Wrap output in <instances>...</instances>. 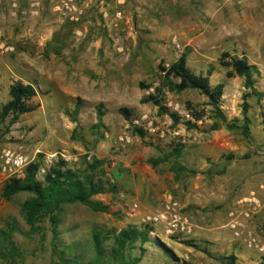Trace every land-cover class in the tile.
Instances as JSON below:
<instances>
[{"label":"rangeland","instance_id":"obj_1","mask_svg":"<svg viewBox=\"0 0 264 264\" xmlns=\"http://www.w3.org/2000/svg\"><path fill=\"white\" fill-rule=\"evenodd\" d=\"M184 51L195 73L206 75L213 68L211 85L225 83L221 108L229 120L241 119L248 92L244 77L229 76L232 68L221 65L220 57L225 51L247 55L256 67L255 86L264 91V0H0V111L15 81L37 88L30 101L35 110L10 126L11 117L0 122V228L16 224L13 239L23 254L13 263L0 258V264H60L50 222H43V232L32 233L22 215L21 203L30 194L1 196L12 177L4 169L9 149L36 159L43 153L42 164L49 153H80L79 161L68 165L83 173L92 162L84 154L106 160L96 177L113 190L96 198L110 210L68 204L58 226L63 240L83 248V264L93 256L95 231L108 237L104 246L110 249L114 233L129 225L144 228L142 215L163 212L169 200L181 207L192 231L172 234L167 221L151 224V236L174 258L148 242L138 264H227L222 257L231 254L236 264H261L264 97L248 98L249 137L228 130L222 121L213 130L207 96L163 86L160 64L170 65ZM150 95L161 98L167 112L144 101ZM121 108L130 111L129 119ZM193 109L206 115L197 121ZM172 112L180 115L178 123ZM145 113L164 135L131 131V120ZM188 120L198 127H187ZM122 136L128 139L121 141ZM176 147H182L179 156L173 154ZM230 153L238 157L229 160ZM163 155L168 159L157 167L148 161ZM174 163L188 170L175 172ZM135 201L139 215L130 216L126 207ZM131 253L140 256L139 243Z\"/></svg>","mask_w":264,"mask_h":264},{"label":"trees","instance_id":"obj_2","mask_svg":"<svg viewBox=\"0 0 264 264\" xmlns=\"http://www.w3.org/2000/svg\"><path fill=\"white\" fill-rule=\"evenodd\" d=\"M221 65L232 68L228 72L229 76L239 75L244 77V85L248 89L243 95L244 102L242 104V118H234L229 120L221 108V101L225 90V83L219 82L215 86L210 83V75L213 68L207 70V74L195 73L188 66V51H184L180 57L170 65L160 64L162 71L163 86H168L169 90L182 92L184 90H197L204 94L209 99V104L212 105L215 122L211 126L213 130L222 127L220 121L225 124L228 130L240 133L246 137L250 136L251 118L249 116L250 104L248 98L264 97V91H260L255 86V78L253 76L255 66L249 62L247 55L239 56L231 54L228 51L222 53L220 57ZM145 86V83H141ZM37 95V88L31 82L17 80L10 86V100L5 103L0 111V122L3 123L7 117H11L10 125L19 121L23 114L32 112L36 109L35 105L31 104V100ZM144 101H152L158 105L161 112H167L165 106L161 104V98L150 95ZM121 112L126 118H130L131 114L127 108H121ZM102 111L99 110V119L102 118ZM206 115L205 110L193 109L192 116L195 120H201ZM171 117L175 123L181 119L177 112H172ZM187 127H198L192 120L185 122ZM9 127L6 131H8ZM133 133L144 136L145 132L140 128H134ZM182 147H176L173 154L179 156ZM43 153L39 154L40 158L31 162L26 170L24 178L11 177L4 184L1 196L5 199H12L15 195L21 192H27L30 195L21 203V212L30 226V232H43L45 226L43 222L49 221L53 229V252L58 255L60 264H83L82 249H79L77 242L67 243L63 240L58 232V226L61 222V214L64 207L68 204L81 203L87 205L95 212H108L110 205L96 198L98 194L112 191L113 188L103 178L96 177V170L104 165L105 159H99L94 156L85 168L86 173L80 169L70 167L64 160H58L45 175L43 180L38 179V172L42 164ZM238 156L234 153L228 155L229 160H233ZM168 155L150 157L148 161L157 167L165 163ZM175 172L188 170V167L179 163H174L171 166ZM18 228L15 223H10L8 228H0V258L13 263L17 257H23L22 251L13 239V234ZM153 228L150 225H145L144 228H139L136 225H129L114 233L113 244L110 249H106L104 242L108 238L102 236L100 231H95L92 235L91 248L93 256L87 263L89 264H138L145 252V244L151 242L155 246L162 248L163 253L169 259L174 258V253L171 249L166 248L160 243L158 238L151 236ZM45 233V232H44ZM43 233V236L45 234ZM140 246V256H134L131 253L132 249ZM82 247V246H81ZM222 259L227 264H236V257L231 254L224 256ZM176 261V259H175ZM178 264V262L176 261ZM264 264V256L261 260Z\"/></svg>","mask_w":264,"mask_h":264},{"label":"built area","instance_id":"obj_3","mask_svg":"<svg viewBox=\"0 0 264 264\" xmlns=\"http://www.w3.org/2000/svg\"><path fill=\"white\" fill-rule=\"evenodd\" d=\"M128 127L133 131L134 128H140L145 133L150 135H164V129L159 126L155 119L149 114H142L134 117L129 123ZM128 139V136L120 137L123 141ZM86 159L91 161L94 158L93 153L84 154ZM81 154H70L64 151H56L54 153L46 154L44 162L40 167L39 173H46L58 160H64L66 163L78 162ZM35 156L30 158L23 152L15 150H6L4 152V169L8 170L12 177L24 178L28 165L35 161ZM181 207L177 202L169 200L164 205V211L156 214H144L141 219L145 225H151L155 223H162V221L168 222V233L172 234H189L192 231V226L186 215L180 212ZM126 211L130 216L139 215V203L137 201L131 202L127 205ZM170 218V219H169Z\"/></svg>","mask_w":264,"mask_h":264}]
</instances>
